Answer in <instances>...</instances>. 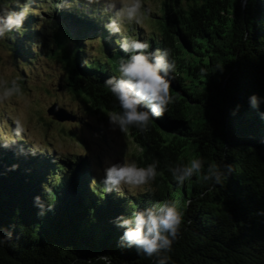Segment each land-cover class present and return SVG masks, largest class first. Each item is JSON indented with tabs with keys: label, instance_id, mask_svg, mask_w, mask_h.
<instances>
[{
	"label": "trees",
	"instance_id": "trees-1",
	"mask_svg": "<svg viewBox=\"0 0 264 264\" xmlns=\"http://www.w3.org/2000/svg\"><path fill=\"white\" fill-rule=\"evenodd\" d=\"M50 12L55 14L54 45L63 35L70 37L65 49L54 51L68 72L66 86L96 113L119 111L104 87V80L117 74L122 55L113 51L114 38L82 11L55 5ZM37 14L25 22L23 36L8 41L17 60L34 62L41 53L39 46L33 48L40 39ZM151 16L153 24L137 31L152 33L154 47H169L177 65L169 86L175 100L164 117L148 133L129 130L139 148L137 160L161 162L163 175L151 186L155 192L120 198L94 191L86 158L76 162L52 152L22 159L18 171L4 174L17 160L13 152L0 150V225H15L13 241L0 247V264H152L135 249L118 246L122 230L112 220L161 197L179 201L184 213L173 264H264V216L257 215L264 208V120L247 105L251 93L264 94V0H170ZM58 17L81 20L75 41ZM89 32L100 41L93 55L85 46ZM236 103L244 107L233 117ZM200 156L232 169L223 188L203 196L201 180L177 187L166 167L177 158ZM42 193L56 208L43 221L33 206L34 196Z\"/></svg>",
	"mask_w": 264,
	"mask_h": 264
},
{
	"label": "clouds",
	"instance_id": "clouds-1",
	"mask_svg": "<svg viewBox=\"0 0 264 264\" xmlns=\"http://www.w3.org/2000/svg\"><path fill=\"white\" fill-rule=\"evenodd\" d=\"M46 2L50 0H0V45L15 41L17 34L23 36L29 16L37 6ZM56 6L68 11L77 9L90 19L98 20L108 37L115 40L113 51L122 53L117 62V74L104 80V87L119 108V111L107 112L109 130L124 134L133 128L141 133L150 132L154 122L164 117L175 100L169 86L177 72L170 48L154 47L152 33L137 31V28H144L145 20L157 9L146 4L145 0H56ZM41 43L33 42V48ZM19 81L17 76L0 84L2 116L10 122L11 129L0 131V150L13 152L17 160L5 167L4 174L18 171L22 159L48 154L46 146L32 136L19 115V109L14 107L15 100L21 95ZM247 105L264 120V94L260 91L251 93L247 97ZM243 107V104L236 103L231 115L239 116ZM52 162L55 163V158ZM166 167L177 187H183L193 178L201 180L205 188L201 196L218 187L223 188L232 172L226 162L210 161L203 156L187 160L177 158ZM26 171L31 172V169ZM93 172L90 187L94 191L99 189L109 195L115 193L120 198H126V195L139 198L145 192L154 193L151 186L158 176L163 175L158 159L142 163L127 154L119 159L106 157L102 167L93 165ZM47 190V183H44L43 193ZM43 193L33 198V206L41 221L56 211ZM257 215L264 216V208ZM183 221L184 213L179 201L161 197L147 207L132 208L130 214L117 215L112 223L122 230L117 239L118 246L135 249L138 255L149 258L152 264H173L171 253ZM14 236L15 225H0V247L13 241Z\"/></svg>",
	"mask_w": 264,
	"mask_h": 264
},
{
	"label": "rangeland",
	"instance_id": "rangeland-1",
	"mask_svg": "<svg viewBox=\"0 0 264 264\" xmlns=\"http://www.w3.org/2000/svg\"><path fill=\"white\" fill-rule=\"evenodd\" d=\"M145 2L158 11L170 0H145ZM55 5L56 0H50L34 9L39 13L34 24L40 32L38 41H42L39 45L41 53L35 54L34 62L25 57L17 60L8 42L0 45V84L5 79L10 80L18 76L22 80L21 95L15 100L14 107L19 109V115L32 136L44 144L48 152H52L55 157L72 159L76 162L86 158L93 177V165L102 167L106 157L119 159L125 154L137 159L139 148L129 132L126 134L111 132L107 114L94 112L95 110L83 96L77 95L66 86L68 72L64 64L54 55V51L65 49L70 37L63 35L62 43L58 41L59 44L54 45L52 35L55 33L53 26L55 22L52 23V19H55V14L50 11ZM153 19L154 17L150 15L145 23L152 25ZM77 21L74 22L70 18L65 21H61L60 18L56 20L69 31L74 41L79 35ZM92 35V32L87 34L85 46L93 55L96 47L100 46V41ZM47 41L50 45L46 47L44 43ZM68 45L73 47L72 42ZM22 71L25 72L24 75ZM55 103L72 112L76 118L64 120L53 118L48 113V109ZM3 110V105H0V131L4 128L10 131V122L3 119Z\"/></svg>",
	"mask_w": 264,
	"mask_h": 264
},
{
	"label": "water",
	"instance_id": "water-1",
	"mask_svg": "<svg viewBox=\"0 0 264 264\" xmlns=\"http://www.w3.org/2000/svg\"><path fill=\"white\" fill-rule=\"evenodd\" d=\"M246 0H244V3ZM48 113L53 116V118L58 120H64L65 118H76L74 115H72L68 110H66L64 107L59 106V104L55 103L48 109ZM103 259H106L103 257Z\"/></svg>",
	"mask_w": 264,
	"mask_h": 264
}]
</instances>
